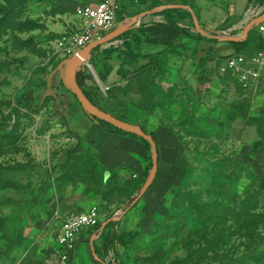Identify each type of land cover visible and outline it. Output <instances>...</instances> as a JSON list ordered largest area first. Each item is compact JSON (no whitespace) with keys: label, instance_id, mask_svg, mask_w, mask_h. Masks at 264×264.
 Listing matches in <instances>:
<instances>
[{"label":"rangeland","instance_id":"374dc122","mask_svg":"<svg viewBox=\"0 0 264 264\" xmlns=\"http://www.w3.org/2000/svg\"><path fill=\"white\" fill-rule=\"evenodd\" d=\"M96 1L0 0V264H55L60 224L90 205L101 224L120 218L108 264H264V83L242 89L219 70L223 58L210 55L211 83L197 89L191 66L179 80L185 59L175 54L163 55L156 71L118 69L101 82L99 71L116 64L104 57L119 55L136 29L100 47L96 67L85 66V90L158 144L156 177L125 215L151 170L150 148L100 131L58 74L56 98L42 100L46 75L68 58L74 9ZM122 2L126 20L152 9L151 0ZM262 11L264 0H253L235 29L214 35L239 36ZM246 40L257 46L255 28ZM23 94L33 107L18 104Z\"/></svg>","mask_w":264,"mask_h":264},{"label":"crops","instance_id":"0c3cea01","mask_svg":"<svg viewBox=\"0 0 264 264\" xmlns=\"http://www.w3.org/2000/svg\"><path fill=\"white\" fill-rule=\"evenodd\" d=\"M123 1L124 2H122V6L124 7L128 4L129 0ZM153 1H159L160 4L153 7L151 11H154L152 12L140 13V15L144 13L145 14L137 19L133 27L136 30H134V32L132 33H134L133 35L138 38V42L136 44V48L132 47V50L134 53L148 55L167 49L165 54H170L172 56H174L175 54L176 56L183 57L185 59V64H183L181 67L179 79L182 81L184 80L187 73L185 67H187L188 65L192 67L191 64L193 63V61L196 58L203 56L204 52L208 48L212 47L213 52L211 55H213V58L215 59L217 58V56H221L222 58H224L225 56L232 55L233 50L227 44L229 42L219 41H217L218 43L216 44L205 41V46L197 48L196 50L194 48V43L197 40L183 38V35L177 28H173L168 24V21H172L176 24L178 28L186 29L187 32L191 36H193V34L191 33V26L194 27V24L191 14L186 8H182L180 6H185L190 9L195 15L196 20L200 24V26L203 27L208 33L214 35L218 34L217 31L219 30V28L225 27L227 24H232L230 27L232 29H235V23H237L240 18L245 17L246 13L249 10V7L252 5L253 2V0H195V4L193 6H188L182 3L178 4L180 3L178 0H151L150 5ZM98 2L100 1L84 5H93ZM263 12L264 11H262L261 13ZM126 19L127 18L124 16L123 20ZM255 31L257 35V46L250 47L248 45L246 50L240 54L253 55L259 50L260 40L257 34L256 27ZM114 42L119 43L117 40H115ZM180 44H182L183 47H178ZM171 45L173 47L169 48ZM187 55L188 59L186 60ZM118 69L120 68L115 65L109 76L111 77L112 75L116 74ZM120 71L126 70L120 69ZM90 207L94 206L90 205L87 209H89ZM89 232L90 231H84L78 236L75 248L71 254L72 257L70 258V264H94V259L89 244V240L91 237L87 241V235Z\"/></svg>","mask_w":264,"mask_h":264},{"label":"built area","instance_id":"2783aa9c","mask_svg":"<svg viewBox=\"0 0 264 264\" xmlns=\"http://www.w3.org/2000/svg\"><path fill=\"white\" fill-rule=\"evenodd\" d=\"M117 9V0H101L93 5L77 6L74 9V17L78 21V27L73 34L64 38L67 43L64 50L68 58L114 30L120 23L116 17ZM256 30L260 49L255 54H232L218 63L219 70L229 75L244 90H251L264 83V22L256 26ZM98 224L100 220L96 207H90L85 212L64 220L56 234L59 251L55 264H70V254L75 248L78 236L84 231L92 230Z\"/></svg>","mask_w":264,"mask_h":264},{"label":"trees","instance_id":"16d2710c","mask_svg":"<svg viewBox=\"0 0 264 264\" xmlns=\"http://www.w3.org/2000/svg\"><path fill=\"white\" fill-rule=\"evenodd\" d=\"M178 1H180V0H178ZM181 3L183 4V2H181ZM159 4H160L159 1H153L152 4L150 5V8H153ZM119 11H121V9H120V6L118 5L116 17H117V21L121 22V20L124 19V16L119 18V15H118ZM168 24H169V26H171L173 28H177L181 32V34L183 35V38H185V39L188 38V39H194V40H198V41L204 40L206 42L214 43V44L218 43L217 40H215L213 38H206L204 36H201L200 34H196V35L191 36L187 32L186 29L178 28L176 26V24L172 21H168ZM126 33H124L123 35H125ZM122 36H120V37H122ZM119 38H117L116 40H118ZM129 38H130V41H129L130 43L127 44V43H125L126 41L123 42V45H127V47H124L123 50L121 51V53L119 55H117L116 57L105 56L104 57V60H105L104 63L114 62V63H116L115 65H117L120 69H125L126 71H131L133 73H140L146 69H150L151 71H156L158 69L159 60L166 53L167 49L158 51L154 54H148V55H142L139 53H134L132 50V47L136 48L138 38L136 36H133V37L129 36ZM227 44L232 48L233 54H239V53H243L246 50V48L248 46V40H243L241 42H229ZM172 47L173 46L171 45L169 48H172ZM178 47H183V45L180 44ZM259 49H260V47H259ZM98 50H99V47L95 48L91 52V57L89 59V63H92L93 66H95V67H96V64H94L93 61H94V56H95L96 52H98ZM212 52H213L212 47L208 48L204 52V55L196 58L192 64V67H193L192 75L194 77L197 89H200L201 87H204L207 84L211 83V75H210L208 64H209L210 55L212 54ZM228 56H225V57H228ZM111 71L112 70L109 69V70H107V72L105 74H103L99 71L98 76H99L100 81L106 82ZM91 79H92V76L90 75V72L86 68L83 71L78 72L76 75L77 84L82 89V91H83L84 95L87 97V99L94 104L92 97H91V94L88 91H86L84 88L85 82L88 80H91ZM18 104H26L27 106H30V107H33V105H34L33 99L31 98V96L29 94H23L20 97ZM90 120L95 124V126L100 131H103V132L108 133V134L120 136V137H128V138L136 139L142 145H144L146 148H149L148 143L145 142L144 140H142L141 138H138L134 135H131V134L122 132L120 130H117L116 128L112 127L111 125H109L105 122H102V121H96L95 122L92 119H90ZM150 135L153 137L154 141L156 142L157 153H158V163H159V151H158L157 140L153 134H150ZM79 147H80V142L78 141L75 149L73 150V153H76V151ZM150 165L151 164H149V166ZM128 211H129V209H127V206H125L122 209V215H125ZM118 226H119V221L108 222L105 225V227L103 228L102 232L100 233L98 240L93 242L94 253L97 256V258L99 259V261L94 260V264H102L103 262L106 261V258L108 257V255L111 252L116 253V251H117V240H118V235H117ZM99 228H100V224H98L92 230H89L90 231L89 233L96 234ZM90 237H91V235L88 236L87 241L89 240ZM71 254H70V258L72 257ZM70 258H69V261H70ZM109 264H113V263L109 262Z\"/></svg>","mask_w":264,"mask_h":264},{"label":"water","instance_id":"95a60500","mask_svg":"<svg viewBox=\"0 0 264 264\" xmlns=\"http://www.w3.org/2000/svg\"><path fill=\"white\" fill-rule=\"evenodd\" d=\"M182 8H186L193 19L194 29L195 31L200 34L201 36L207 37V38H213L219 42H241L243 40L247 39L248 33L264 22V12L260 15L252 18L243 28L241 35L239 36H232V37H221L218 35H212L208 33L205 29H203L201 26H199L195 15L193 12L188 9L185 6H180ZM157 10V9H155ZM154 11V10H152ZM150 11V12H152ZM148 13V12H147ZM145 14V13H144ZM141 14L139 16H135L130 18L129 20H125L123 22H120L117 27L112 30L110 33L105 35L102 39L88 44L85 48L81 49L77 53L73 54L71 57L66 58L62 60L56 68L46 75V90L42 96V100L48 96H52L56 98L55 92L52 90V84H53V78L56 74L59 75V78L63 84V86L76 98L77 102L79 103L82 111L87 115L89 119L96 121H102L105 122L112 127L116 128L117 130H120L122 132L134 135L138 138H141L145 142L148 143L151 153V170L148 174V178L144 182L143 186L139 190L138 195L130 202L127 209L132 208L135 206V204L142 198V196L147 192V190L152 185L156 174L158 170V153H157V146L156 142L154 141L153 137L150 134H147L144 130L141 129L138 125H134L131 123L124 122L111 114L106 113L102 109H100L98 106L94 105L91 101L87 99V97L84 95L82 89L77 84L76 75L78 72L83 71L85 69V66H87V63L89 62V59L91 57V52L95 48H100L106 44L113 43L117 38L122 36L124 33L132 29L137 21V19L144 15ZM120 218L118 217H111L105 222H103L100 225V228L98 230L97 236H92L89 240L91 252L93 259L95 261H99L97 256L94 253L93 248V241L96 237L100 235L105 225L110 221H119ZM102 264H108L107 262H103Z\"/></svg>","mask_w":264,"mask_h":264}]
</instances>
